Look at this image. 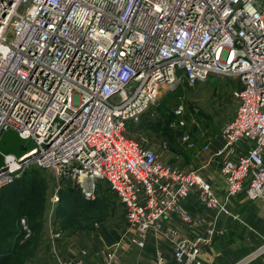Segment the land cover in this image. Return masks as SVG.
Instances as JSON below:
<instances>
[{"label": "built area", "instance_id": "1", "mask_svg": "<svg viewBox=\"0 0 264 264\" xmlns=\"http://www.w3.org/2000/svg\"><path fill=\"white\" fill-rule=\"evenodd\" d=\"M264 0H0V135L12 130L34 148L4 157L0 190L25 170L47 172L56 183L76 182L94 199L104 182L123 210L120 240L102 241V264H115L123 241L144 247L172 214L201 224L184 211L194 199L214 213L206 232L177 239L175 264H202L204 246L221 216L242 222L228 201L244 194L264 201ZM211 76L234 79L232 117L219 130L212 153L225 183L220 200L196 170L161 162L156 150L124 137L161 90ZM183 110L173 111L183 128ZM189 150L196 142L183 134ZM246 150L237 153V148ZM202 151H210V143ZM15 172L19 174L14 175ZM60 187L50 198L58 202ZM21 225L25 228L24 220ZM52 248L61 239L52 232ZM256 253L253 252L252 255ZM86 252L57 264H84ZM155 264H169L161 253ZM237 264H244L239 262Z\"/></svg>", "mask_w": 264, "mask_h": 264}, {"label": "rangeland", "instance_id": "2", "mask_svg": "<svg viewBox=\"0 0 264 264\" xmlns=\"http://www.w3.org/2000/svg\"><path fill=\"white\" fill-rule=\"evenodd\" d=\"M236 87H238V82L234 79L211 76L206 81L197 83L193 87L183 88L184 95L181 97V102L176 105V107L181 106L183 110V128H179L175 123L173 117L175 107L168 106L164 110L166 116L171 117V119L161 115L158 111V107L162 105L166 93L169 92L163 89L157 101L148 109L142 118V122L135 126L130 123L126 124L123 135L141 146L156 150L159 158L172 165L178 163V161H182V158H187L190 154L195 155L197 153L200 156L203 154L200 152L203 145L210 143L215 138V134L219 133L221 126L232 117L236 108V101L233 99L231 93ZM141 124L143 127L140 126ZM183 134L188 135L192 141L196 142V151H191L180 143ZM50 177L48 176L49 190L47 194L45 223H49L52 232L59 233L61 238H71L72 243L67 247L63 245L57 247L56 245L59 251H56L53 256L49 252L47 244H45L42 250H40L44 252H41L36 259L27 260L26 264H57L58 259L63 261L72 259L84 247L85 244H81L79 240L82 239L86 242L85 234L87 233L92 234V243H88L87 249L92 245L93 247L90 250L93 254L98 246L97 242L100 244L102 241L105 243H115L120 240L125 231L122 206L115 193L104 182L96 184V191L106 198L111 207L107 210L103 218L93 225L90 231L70 234L63 232L59 228H54V225H51V223L53 221L55 206L51 204L50 198L55 186L58 185L61 190L73 187L78 188V184L72 181L56 183ZM76 236L80 238L76 240ZM219 248V244L214 245L216 251Z\"/></svg>", "mask_w": 264, "mask_h": 264}, {"label": "crops", "instance_id": "3", "mask_svg": "<svg viewBox=\"0 0 264 264\" xmlns=\"http://www.w3.org/2000/svg\"><path fill=\"white\" fill-rule=\"evenodd\" d=\"M218 134H215V138L210 141V151L201 150L200 152L203 154L200 156L197 153L195 155L190 154L187 158H182V161L175 163L174 166L185 171H198L213 186L217 197L222 200L225 195L224 179L220 174L218 162L211 159L212 153L222 146ZM196 149L193 151H196ZM245 150L246 145L242 144L237 148V153L240 154ZM159 159L161 162L168 163L161 158ZM227 206L231 213L241 218L242 222L234 221L224 216L217 219L215 237L210 245L201 249L200 258L202 264H237L242 261L244 264H264V201H249L244 194H239L231 198ZM182 207L187 213L199 218L201 224H186L179 216L172 214L165 220L160 233H149L146 236L143 248H137L130 243L128 238H125L115 264H155L157 253L164 255L169 260V264H175L172 259L175 240L193 239L203 235L214 216L213 212L198 206L194 199L183 202ZM51 233L50 224L45 223L43 244L30 260L38 258L39 254L44 252L40 250L45 244H47L49 252L53 256L56 251H59V248L57 249L59 245L67 247L72 243L71 238L64 237L56 242L53 249ZM85 235L86 242L82 239L79 240L81 244H85L81 249L86 252L84 264H102V245L97 242L98 246L95 253H91L90 248L93 246L90 245L87 249V245L89 242L92 243V234L87 233ZM79 238V236L75 237L76 240ZM113 243L105 244L111 245ZM216 244H219L220 247L218 251L214 249ZM255 251L256 253L252 255ZM77 255L78 253L75 256Z\"/></svg>", "mask_w": 264, "mask_h": 264}, {"label": "trees", "instance_id": "4", "mask_svg": "<svg viewBox=\"0 0 264 264\" xmlns=\"http://www.w3.org/2000/svg\"><path fill=\"white\" fill-rule=\"evenodd\" d=\"M183 88L190 87L183 82L166 93L162 105L158 107L161 115L166 116V107L176 108L181 102ZM140 126L143 127L142 124ZM48 176L43 170L30 168L12 185L0 190V264H26L42 246ZM110 207V203L98 191L90 200L83 196L79 188L61 189L52 224L54 228L70 234L90 231ZM21 220H24L25 228Z\"/></svg>", "mask_w": 264, "mask_h": 264}, {"label": "water", "instance_id": "5", "mask_svg": "<svg viewBox=\"0 0 264 264\" xmlns=\"http://www.w3.org/2000/svg\"><path fill=\"white\" fill-rule=\"evenodd\" d=\"M33 148L34 143L31 139L22 138L12 130L4 131L0 135V168L4 166V157L12 155L19 158ZM18 174V172L14 173L15 176Z\"/></svg>", "mask_w": 264, "mask_h": 264}]
</instances>
